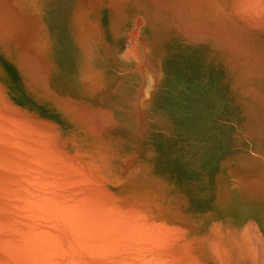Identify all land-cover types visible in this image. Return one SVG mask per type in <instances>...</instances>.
<instances>
[{
    "label": "bare ground",
    "instance_id": "bare-ground-1",
    "mask_svg": "<svg viewBox=\"0 0 264 264\" xmlns=\"http://www.w3.org/2000/svg\"><path fill=\"white\" fill-rule=\"evenodd\" d=\"M184 2L0 0V264H196L187 245L193 262L175 242L178 224L157 219L154 208L130 207L131 199L127 203L107 187L119 179L113 173L125 172L135 160L145 115L165 76L168 34L184 29L179 16L186 11ZM61 72L71 77L68 86L58 87L62 92L108 102L119 109V117L109 119L97 111L95 116H79L73 126L61 124L59 130L55 104L64 100L70 112L71 99L68 93H55L56 98L48 87L50 110L45 112L42 76L48 74L53 81ZM103 117L107 120L101 123ZM92 128L97 138L89 139ZM79 134L83 136L76 139ZM260 223L255 221L264 233ZM222 236L221 246L209 241V260L231 264L238 247L240 260L247 264L246 229L226 220ZM263 250L256 251L261 255Z\"/></svg>",
    "mask_w": 264,
    "mask_h": 264
},
{
    "label": "rangeland",
    "instance_id": "rangeland-1",
    "mask_svg": "<svg viewBox=\"0 0 264 264\" xmlns=\"http://www.w3.org/2000/svg\"><path fill=\"white\" fill-rule=\"evenodd\" d=\"M190 1L185 0L183 7L187 12L179 15L183 24L190 21L187 29L183 25L182 31L170 32L166 51L163 46L167 54L163 61L166 77L145 115L146 130L135 144V160L125 172L113 173L119 179L107 187L115 197L126 198L127 203L131 199L130 207L154 208L159 215L157 219L173 220V224H178L179 232L175 234L181 238L177 236L175 242L178 241L177 246L182 248L185 258L192 260L191 254L188 257L186 252L188 249L195 254L196 264H214L209 260L208 244L212 240L220 246L225 243L222 230L226 220H232L236 228L244 227L250 235L247 264L264 263V257L261 259L257 253L258 249L263 250L264 233L255 224V221H262L259 226L264 229V7L262 9L260 0H211L212 7L207 6L208 0ZM261 1L264 5V0ZM257 3L261 5L259 9ZM194 21L197 25L191 24ZM203 26L211 28L210 31L219 27L211 32L218 38L215 34L207 35L209 28L205 32L201 29ZM194 37L198 39L193 40L195 42L192 41ZM119 44V52H123L125 43L120 40ZM42 78L47 86L42 95L45 112L50 110L48 87L56 91L54 95H68L71 99L70 112L64 100L55 104L59 130L61 124L73 126L79 122L76 120L79 116H95L97 111L107 114L109 119L119 117V109L108 102L62 92L60 86H68L71 80L69 72L57 74L53 81L48 74ZM104 120L107 119L103 117L101 123ZM92 121H88L89 125H94ZM95 130L91 129L89 139L97 138L92 137ZM113 135L120 138L116 133ZM82 136L76 135V139ZM126 194L130 196L127 198ZM211 221L215 222L214 228ZM185 245L189 246L187 250ZM234 253V260L229 263L244 264L238 247L234 248ZM262 253L264 250L260 256L264 255ZM256 256L262 261L255 259Z\"/></svg>",
    "mask_w": 264,
    "mask_h": 264
}]
</instances>
